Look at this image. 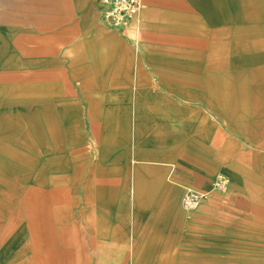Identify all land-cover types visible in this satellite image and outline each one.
<instances>
[{
    "label": "crops",
    "instance_id": "0c3cea01",
    "mask_svg": "<svg viewBox=\"0 0 264 264\" xmlns=\"http://www.w3.org/2000/svg\"><path fill=\"white\" fill-rule=\"evenodd\" d=\"M140 2L0 0V264H264V0Z\"/></svg>",
    "mask_w": 264,
    "mask_h": 264
},
{
    "label": "built area",
    "instance_id": "2783aa9c",
    "mask_svg": "<svg viewBox=\"0 0 264 264\" xmlns=\"http://www.w3.org/2000/svg\"><path fill=\"white\" fill-rule=\"evenodd\" d=\"M102 18L107 26L115 29L126 28L140 9V0H99ZM202 196L196 191H188L182 200L186 209L197 206Z\"/></svg>",
    "mask_w": 264,
    "mask_h": 264
},
{
    "label": "rangeland",
    "instance_id": "374dc122",
    "mask_svg": "<svg viewBox=\"0 0 264 264\" xmlns=\"http://www.w3.org/2000/svg\"><path fill=\"white\" fill-rule=\"evenodd\" d=\"M197 193H198V192H197ZM198 194H200V193H198ZM200 195L202 196V197L200 198V201H201V199L204 198V195H202V194H200ZM183 197H184V196H183ZM182 200H183V199H182ZM200 201H199V202H200ZM182 206H183V204H182ZM183 207H184V206H183ZM184 208H185V207H184ZM185 209H186V208H185ZM188 210H191V209H188ZM125 264H127V263H125Z\"/></svg>",
    "mask_w": 264,
    "mask_h": 264
}]
</instances>
